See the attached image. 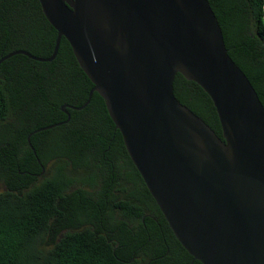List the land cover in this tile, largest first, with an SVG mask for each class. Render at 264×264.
Wrapping results in <instances>:
<instances>
[{
  "label": "water",
  "instance_id": "water-1",
  "mask_svg": "<svg viewBox=\"0 0 264 264\" xmlns=\"http://www.w3.org/2000/svg\"><path fill=\"white\" fill-rule=\"evenodd\" d=\"M92 81L170 229L202 264H264V105L230 57L209 0H39ZM182 75L211 98L222 137L176 97ZM63 123L38 129L48 131ZM38 159V157H37ZM40 162V160L38 159Z\"/></svg>",
  "mask_w": 264,
  "mask_h": 264
},
{
  "label": "trees",
  "instance_id": "trees-1",
  "mask_svg": "<svg viewBox=\"0 0 264 264\" xmlns=\"http://www.w3.org/2000/svg\"><path fill=\"white\" fill-rule=\"evenodd\" d=\"M230 57L264 105V0H209ZM57 31L39 0H0V59L49 58ZM63 38L57 58L0 66V264H149L166 244L186 256L134 166L106 102ZM177 99L218 136L211 98L178 75ZM63 125L34 134L51 125ZM143 197V198H142ZM146 197V200H143ZM196 264H201L196 262Z\"/></svg>",
  "mask_w": 264,
  "mask_h": 264
},
{
  "label": "flooded vegetation",
  "instance_id": "flooded-vegetation-1",
  "mask_svg": "<svg viewBox=\"0 0 264 264\" xmlns=\"http://www.w3.org/2000/svg\"><path fill=\"white\" fill-rule=\"evenodd\" d=\"M39 163L41 167H43L41 160ZM143 200H146V197ZM158 242L164 243L167 246L163 253L158 257V259L154 262H150L149 264H196L197 261H195L194 258L191 259L190 257L183 254L181 251L175 250L171 245H168L169 235L167 233H163L160 236L158 235L157 239L153 238V244H157Z\"/></svg>",
  "mask_w": 264,
  "mask_h": 264
}]
</instances>
